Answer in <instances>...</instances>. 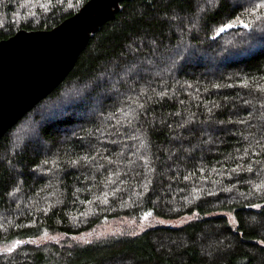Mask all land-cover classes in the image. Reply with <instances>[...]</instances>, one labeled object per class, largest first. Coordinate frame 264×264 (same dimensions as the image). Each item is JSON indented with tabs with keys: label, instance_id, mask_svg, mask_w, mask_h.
<instances>
[{
	"label": "trees",
	"instance_id": "trees-1",
	"mask_svg": "<svg viewBox=\"0 0 264 264\" xmlns=\"http://www.w3.org/2000/svg\"><path fill=\"white\" fill-rule=\"evenodd\" d=\"M87 1L0 0V41ZM241 2L120 4L0 139V264H264V33L212 39Z\"/></svg>",
	"mask_w": 264,
	"mask_h": 264
},
{
	"label": "water",
	"instance_id": "water-1",
	"mask_svg": "<svg viewBox=\"0 0 264 264\" xmlns=\"http://www.w3.org/2000/svg\"><path fill=\"white\" fill-rule=\"evenodd\" d=\"M128 1L88 0L51 30L0 41V139L63 82L90 37Z\"/></svg>",
	"mask_w": 264,
	"mask_h": 264
},
{
	"label": "snow or ice",
	"instance_id": "snow-or-ice-1",
	"mask_svg": "<svg viewBox=\"0 0 264 264\" xmlns=\"http://www.w3.org/2000/svg\"><path fill=\"white\" fill-rule=\"evenodd\" d=\"M213 6H218L220 0H211ZM247 3L250 6L244 7V4ZM236 7L243 8L244 13H247L249 17L253 18V22H249L247 19L243 18V13L241 15H236L233 19L228 20V22L220 24L216 29H214V35L212 39L221 36L222 34L229 32L235 28H242L248 30L249 33L253 32L254 27L259 29L262 33H264V0H243V2L236 5ZM188 49L185 48V52ZM194 53H189V55H193ZM180 59H184V55L181 52H177L175 54ZM218 87V86H217ZM183 127V125H181ZM21 132L25 135H33L37 136V130L33 125H29L26 128H22ZM20 137L18 136V139ZM253 207H260L259 205H252ZM152 215L151 212L146 213L144 219L147 220L148 217ZM160 223H164V221H160ZM17 245L20 244L19 241L16 242ZM6 251L11 252L12 249H7Z\"/></svg>",
	"mask_w": 264,
	"mask_h": 264
},
{
	"label": "rangeland",
	"instance_id": "rangeland-1",
	"mask_svg": "<svg viewBox=\"0 0 264 264\" xmlns=\"http://www.w3.org/2000/svg\"><path fill=\"white\" fill-rule=\"evenodd\" d=\"M108 229V227H104V230H107Z\"/></svg>",
	"mask_w": 264,
	"mask_h": 264
}]
</instances>
